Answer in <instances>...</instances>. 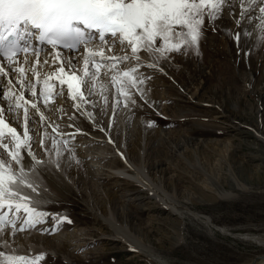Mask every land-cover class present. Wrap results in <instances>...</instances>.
<instances>
[{
  "label": "rangeland",
  "instance_id": "obj_1",
  "mask_svg": "<svg viewBox=\"0 0 264 264\" xmlns=\"http://www.w3.org/2000/svg\"><path fill=\"white\" fill-rule=\"evenodd\" d=\"M239 11L237 6L232 23H223L225 15L212 24L205 18L199 54L194 47L168 53L161 78L146 66L152 61L140 62L137 74L150 77L145 83L151 91L141 99L131 89L136 103L130 111L139 124L128 150L148 174V184L131 165L127 177L119 175L123 161L98 159L103 167L93 170V161L89 165L90 159L75 151L64 158L56 152L62 175L38 195L40 210L49 215L12 244L19 246L15 254L43 253L39 264H256L264 259V40L254 25L240 29L234 20ZM107 85L100 90L105 131L115 101L124 103ZM111 124L112 119L109 132ZM116 130L118 144L126 147ZM54 215L66 219L57 224Z\"/></svg>",
  "mask_w": 264,
  "mask_h": 264
},
{
  "label": "snow or ice",
  "instance_id": "obj_2",
  "mask_svg": "<svg viewBox=\"0 0 264 264\" xmlns=\"http://www.w3.org/2000/svg\"><path fill=\"white\" fill-rule=\"evenodd\" d=\"M237 6L238 26L258 10L255 19L259 23L255 27L264 40V0H0V86L4 89L0 98L8 103L7 108L0 107V248L9 250H0V264H39L45 258L43 253L34 258L17 255L12 248L17 233L35 228L49 215L40 210L41 201L24 191L31 189L38 195L25 171L22 150L41 163L31 151L29 108L39 114L40 122L45 121L38 101L42 98L47 107L55 97L64 95L66 84L69 98L79 101L73 105L79 111L81 102L93 94L96 83L101 81L102 69L117 94L124 97V106H128V101L135 104L131 89L144 99L139 86L150 79L137 75L141 52L166 57L168 53H186L194 47L199 54L205 18L212 24L225 8L233 15ZM235 39L240 40V33L235 34ZM33 41H38L39 47ZM117 46L122 55L113 53ZM45 50L50 59L42 60ZM63 50L79 55L69 57ZM125 61H136V66L118 70L117 66ZM77 62H82V69ZM44 66L50 70L43 72ZM146 66L155 68L158 64ZM17 84L19 95L13 91ZM37 85L42 87L37 90ZM25 89L33 100L25 98ZM12 112H16L12 119L17 121L22 116V136L6 115ZM60 143L67 145L69 141L53 138L57 155ZM52 218L57 224L66 219L55 215Z\"/></svg>",
  "mask_w": 264,
  "mask_h": 264
},
{
  "label": "bare ground",
  "instance_id": "obj_3",
  "mask_svg": "<svg viewBox=\"0 0 264 264\" xmlns=\"http://www.w3.org/2000/svg\"><path fill=\"white\" fill-rule=\"evenodd\" d=\"M226 9L227 8H225L223 10V13H222V15H225V17L223 19L224 20L223 23H229V22H231V19H233L231 17V15L228 14L229 13L228 9H227V12L224 14V11H226ZM236 13H237V11H235V14ZM256 15H258V10H255L252 13H250L251 18L247 19L248 21L247 22L245 21L246 23H243L244 22V20H243L240 24L242 26V27H240V29H242V28L247 29V28L251 27L250 25L255 26L256 24H258L259 21H257L255 19ZM236 19H239V13L237 14V18H234L235 21H236ZM222 27H223L222 28L223 30L224 29L226 31H227V29L231 30L230 27H228V26L227 27L222 26ZM256 30H259V29L256 28ZM257 32L259 33V31H257ZM236 33H238V32L233 33V35L235 36ZM254 36H255V34H254ZM255 37H257V36H255ZM235 41L237 42V40H235ZM250 41L251 42L254 41L253 36L251 37ZM236 46L240 47V41H238ZM246 47H248L247 55H249L250 54V45H248ZM243 49L245 52L246 48L244 47ZM63 51L69 57L79 55V53L67 52V50H63ZM113 53L116 55H122L123 54V53H121L119 46H117L113 49ZM29 55H31V54H29ZM140 56H141L140 62L145 63V61H150V62L152 61L151 63H153V61H154V63L159 64L161 66V67L158 66V67L154 68L156 70V73H157L156 75L159 76L160 78H161L163 72L164 73L167 72L166 68L164 67V63H161L165 57H162L159 54H156L155 57H152V56H149L145 52H141ZM22 58H23V54L21 55V59ZM45 58L50 59V57H47V50H45V52L41 53V59L43 60ZM127 63L135 65L136 61H125L123 63H120L117 66V69L118 70H127L128 69V67L126 66ZM77 67L82 69V62H77ZM41 70L43 72H47L50 69L48 66H44ZM161 72H162V74H161ZM28 75H29V77H31V73H28ZM137 75H139V74H137ZM101 77H102L101 81L97 82L95 88L93 89V94L87 95L86 101L81 102V108L79 111H77V109L73 106L75 103H77L79 101H73L72 99L69 98L66 84L63 86L64 87V95L55 97L54 101L50 102L47 107H45L42 98L38 101L39 107L46 117L45 121L40 122L39 114H36L35 110L29 108V114H30V116H32V120L29 122V125H28V127L30 129L29 135L32 136V140L30 142L31 143V151L34 153L36 160L41 161V163L37 164L36 161L33 160L32 157L28 155L26 150H22V155L24 157L23 165L25 167V171L29 175V179L34 183V186L37 187L38 195L46 194L47 193L46 189H48V187L50 185L51 186L57 185L56 184L57 182H55V181L58 179L54 180V178H56V176L58 177V173L60 171L58 172V170H59V167L57 166V158L58 157H56L57 151L55 148H53L52 143H50L53 140V138H56L58 141H62V140H68L69 141V143L67 145H64L63 143H60L58 145V147L60 149L59 156L62 158H64V156H66L67 152L72 153L75 151V153L77 155H79V157L80 156L83 157V160L87 161L88 159H90L87 162L89 165L91 164V161H93V164L91 167V169H93V170L98 168V167L99 168L101 167L98 164V162L96 163V161H98V159L100 160L99 162H102L105 159L108 160V159L114 158L116 160L123 161L124 165H125L123 168H120L119 171L117 172V173H119V175L121 173L123 176L127 177V175H125V174H128L127 173L128 172L127 166L131 165L132 167H135L136 170H137V168L140 170V174H142L141 176L139 175L141 177V180L145 181L148 184V180H149L148 174H146V171L143 168L142 164L137 165L135 162L132 161L133 159L131 160L129 158L130 151L128 150L129 149L128 143L130 145L131 141L128 142V139L132 135L131 132H133V130L137 127L136 125L139 124V118L132 111H130V110H133V107H131V106H133V104L128 103V106L125 107L124 103H122V100H120L118 98L117 100L120 101L119 105H117V100H116L115 103L113 104L112 108H111V111H109L110 112L109 116L106 119L107 125L105 122V125H106L105 128L107 131L103 130L104 128L103 129L101 128V125L104 126L103 125L104 121H103V124L100 123L102 121L101 112H102V110H104V108H103L104 106H102V102H101L102 96L100 94V90H103L104 85L110 84V82L108 80H106L109 77L103 75V69L101 70ZM32 79L34 82L35 78H32ZM164 82H166V83H164V85L168 84L166 79H164ZM5 83H6V81H5ZM55 83L57 84V90H58V88H59L58 81H55ZM156 83H158V85H159L160 81H157ZM40 87H42V85H37V90H39ZM139 87H141L143 89V91L146 95H147V93H149V90H150L149 84L144 83L143 85H140ZM2 91H4V89L2 86H0V92H2ZM13 91L16 93V95H19L20 88H19L18 84L16 85V88ZM24 96L28 100H33V97L31 96L30 91H28L27 89L24 90ZM106 98L108 99V96ZM150 99H149V102L152 104L154 102L155 103L157 102V101H154V96L151 100ZM103 105H105V104H103ZM0 107H4V108L8 107V103L6 101H4L2 98H0ZM106 107L110 108L109 106H106ZM19 111L22 113V109H20ZM89 114H91V115H89ZM123 114L126 115V118L124 119L125 123L124 122L120 123V117ZM6 115L8 116L9 121L12 124V126L16 127L17 131L22 136V133L24 130L22 116H21V119L17 121L15 119H12V117H14L16 115V112L7 113ZM95 115L98 116L99 118H97ZM103 117H104V115H103ZM111 119L113 121V126L111 124L112 130L109 132L108 128H111L110 127ZM121 120H123V119H121ZM86 125L90 129H87ZM56 126H58V127H57L56 131L54 132L53 128ZM116 129H119V132L121 134L120 135L121 139H123V137L125 138V141H126L125 146L126 147H124V148H126V151H124L122 143L118 144V142H117L116 135H115V132L117 131ZM145 129H146V127H145ZM261 137L264 139V136H261ZM42 140L44 142L43 147H41V141ZM110 144H111V146H110ZM109 147L111 150H109ZM35 152L40 153L43 157L39 158L35 154ZM94 159H97V160H94ZM101 159H102V161H101ZM89 161H90V163H89ZM33 166H34V168H33ZM135 173H137V172H135ZM138 173H139V171H138ZM60 175H62V174H60ZM139 176H138V178H139ZM24 191L29 193L33 197H35L37 200H39L38 199L39 196L37 195V193H32L31 189H24ZM49 201H51V200H49ZM31 229L33 230V228H31ZM31 229H28L29 230L28 233H26V232H24L23 234L17 233L15 240L19 241V242L21 240L23 241L24 240L23 237L25 235H28L32 231ZM19 244L21 245V243H18V245ZM14 249L18 250L19 246L17 247L16 245H14ZM256 264H264V259L257 261Z\"/></svg>",
  "mask_w": 264,
  "mask_h": 264
}]
</instances>
